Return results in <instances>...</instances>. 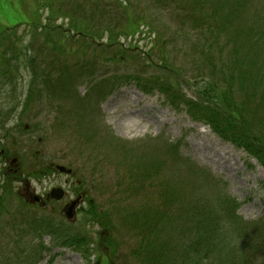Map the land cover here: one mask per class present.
<instances>
[{
  "label": "rangeland",
  "instance_id": "rangeland-1",
  "mask_svg": "<svg viewBox=\"0 0 264 264\" xmlns=\"http://www.w3.org/2000/svg\"><path fill=\"white\" fill-rule=\"evenodd\" d=\"M147 1L133 3V15L151 18L150 21H154L156 28H153L154 31L152 30L150 35L152 38L158 33L160 38L166 41L167 44L164 46L166 58H163V55H151L152 61L147 65L151 68H145L143 64H138L133 50L124 61L119 57H115V60H110L107 56L100 57L99 54L87 48L80 52V58L68 56L65 59L69 67L81 63L82 59H101L92 72H84L82 78L89 74L95 76L103 73H117L115 76L121 78L115 83L116 86L104 94L98 108L95 107L93 115H90V118L86 114L84 116L85 121H92L91 125L82 127L86 134L88 131L93 134L94 139L90 141L89 147L84 143L85 138L76 134L73 125L72 129L63 132L53 128V124L45 123L44 120L48 118L47 112L52 110V106L49 109L46 102L30 105L21 118L15 119L17 112H11L6 122V117L1 115L5 128L0 130V152H4L5 156H0V264H141L140 261L146 260L145 256L147 255L148 258L149 253L145 252L137 260V256L130 254L131 251L139 248V243L146 239L142 237L143 235H152V229L158 237L163 231H156L150 224L145 234L140 233L139 230H133L135 228L133 219L128 229L120 226L117 218L110 220L108 224L109 232H111L108 245L110 251L105 248L99 251L100 249L95 248L94 242L100 231L99 225L101 222L107 224V219L102 213L106 210L112 194L119 191L115 187L117 167L133 169L141 174L149 175L150 168H158L160 165V182L175 183L179 193L184 196L185 201L189 202L195 195H197L195 198H198L203 190L209 191L207 196L214 199L220 189L218 184L221 183L225 186L227 193L240 203L237 217L241 224L247 225L249 236L264 245V169L242 149L225 142L211 131L207 126L206 120L209 118L206 109H201L203 114H199L200 120L193 119L185 111V104L177 108L173 106L170 99H165L156 89L152 90L153 93L144 94L138 91L135 83L132 82L135 77L141 81L149 80L150 78L147 77L152 74L159 77L171 75L170 78H175L176 74H179V78L183 79L182 96L184 94L185 99L190 101L198 97L197 90L193 86L194 79H204V75L211 77V73L214 72L208 66L207 72L202 71L201 75L181 74V58L186 56L181 51V32L175 28L178 18L172 16L173 20H170L169 16L166 17L161 13L157 15V11H150L145 7ZM233 1L237 0H231L229 3ZM252 1L254 5L249 11L247 9L241 12L236 22L235 19L232 20L235 24L232 36L236 31L241 44L249 41L245 36L248 31L247 22L251 21V17L259 20L261 15H264V0ZM35 5L39 6L37 0H0V26L11 27L25 22L26 17L22 14V7L30 14L31 10L36 11ZM55 10L61 9L56 7ZM46 14H49L48 11ZM43 22L44 20L40 23L43 24ZM54 22L61 24L60 19ZM16 34L17 36L10 37L11 43L17 44L18 47L16 57L14 59L12 54L8 53L6 63L11 64L7 67L3 66L4 69L13 72L16 78L14 88L8 87V80L5 82L7 86L3 88V95L14 96L10 97V103H2L1 109L5 110L23 99L27 88L26 57L31 51L25 48L33 37V30L27 26H20ZM53 40H57V35H53ZM147 43H149L148 39L133 42L138 47L137 51L140 49L148 52L150 46ZM35 46L39 48V42H36ZM74 46V43H70L67 51L71 53ZM230 49L225 44L221 48L227 53ZM43 50L46 55L50 54L48 48ZM154 50L158 51L157 47L151 52L154 53ZM239 50L243 51L241 56L245 55L264 74V59L261 63L260 54L261 52L264 55V49L261 45L252 47L241 45ZM98 51L101 52L99 48ZM227 53L215 55L220 59L219 56ZM198 56L203 55L192 54L193 61H196L194 70L201 68ZM41 64L44 65V63ZM186 66L188 70V65ZM144 69H146L145 75L140 72ZM124 71L133 75L122 78L121 74ZM214 75L216 83L220 77L216 73ZM5 77L8 79L7 76ZM3 81L4 74H0V83ZM217 83L220 89H223L222 85ZM237 89L238 86H231L229 93L234 94ZM86 90L84 85H77L76 91L80 96H83ZM3 95H0V100ZM243 95L245 96L246 93L244 92ZM59 102L61 101L52 99L53 104ZM248 110L254 111V108L250 107ZM63 114L62 119H70L67 112ZM58 116H60L59 111L54 110V119ZM261 120L263 123L259 124ZM24 125L28 126L27 130L22 129ZM258 125L262 130L257 132L250 127V133L247 131L248 136L257 144L264 146V107L255 117L253 128ZM46 128L47 131L44 130ZM100 141L104 144L94 149L95 155H90V151H93ZM169 149L172 151L170 154ZM158 154L159 156L156 157ZM175 155L179 161L175 159ZM12 159H16L17 163L14 164L16 166L10 176L6 168ZM51 164L70 168L74 172L73 177L48 173L47 169ZM190 169L194 173L188 172ZM3 175H9V177L4 178ZM198 175L201 176L203 184L198 181L195 188L186 186L197 181ZM17 181L23 185L16 184ZM67 181H79L82 185L79 191L86 195V202L78 209L72 221L66 220L61 214L62 203L51 202L43 207L31 206L22 202L16 195L20 190L21 194H25L26 187L40 195L49 189V182L63 187ZM153 182L158 183V180ZM156 183L141 184L139 186L141 191L137 192L136 197L128 200L123 197L124 203L135 204L146 200L147 204L153 205L154 199L158 197V190L154 188ZM2 187L5 190L4 195ZM68 197L71 199L72 195ZM89 203L93 204L99 215L86 214L90 209ZM176 206L178 208L177 203ZM180 219L181 221L174 223V227L180 231L181 226L187 227L191 224L187 215H182ZM222 222H226L225 216L222 217ZM166 233L167 231L164 232L163 238ZM83 239H85L84 245L76 244ZM178 239L177 234L172 233L169 245L176 244L180 247L183 241H177ZM104 253L110 254L108 259L104 258ZM257 264H264V255L259 256Z\"/></svg>",
  "mask_w": 264,
  "mask_h": 264
},
{
  "label": "trees",
  "instance_id": "trees-1",
  "mask_svg": "<svg viewBox=\"0 0 264 264\" xmlns=\"http://www.w3.org/2000/svg\"><path fill=\"white\" fill-rule=\"evenodd\" d=\"M257 38L259 42L264 44V31L259 33L257 35ZM237 79L246 82L248 79V73L247 72L240 73ZM231 80H233V77L231 78ZM203 96H204L203 98H205L206 100H208L210 97L209 96L208 99L206 98L205 89L203 91ZM262 97H264V95ZM262 102L264 104L263 100ZM262 107L256 108L253 114L258 115ZM190 108L192 110H196L197 108H199V106H191ZM208 111L210 112L208 118H213V119L220 118L223 121H225V118L221 112L213 109H209ZM244 113L246 118L242 116H238L237 118L238 119L237 121L240 122L244 126V128L239 130L233 129V131L228 132V135H235L238 139L235 137L233 138L236 140V142L239 143V145H242L243 143L245 146H247L248 143H245V141L247 139V133L250 131V127H252L254 131L256 130L255 128H253L255 117L253 114L251 115L250 113L249 114H247L246 112ZM219 133L223 136L227 135V133H222V132ZM239 141L242 143H240ZM220 228L221 226L219 224L218 218L216 219L215 222L214 221L211 222V218L208 215H206L205 213L199 214L197 216L196 225H194L192 229V231L195 230L196 242L195 241L187 242V240H184L183 244H181L180 247L174 244V246L168 248L163 242H157V240L152 241V244H155L154 247H152V251L154 255L151 258V260H148V263L149 264H210L209 263L210 258L213 255H217L220 256L219 258H216V260L220 261L219 264H252L250 244L247 245L245 244L244 246H242L241 243L234 244L233 246L229 247L228 253L222 251V249L220 248V242L222 240L225 241V238L218 236V234L220 233ZM181 238H185V237L181 235ZM146 244L149 245L148 240ZM228 246L229 245L227 243L224 245L225 248H228ZM246 249L249 252L248 256ZM226 254H227V259H225Z\"/></svg>",
  "mask_w": 264,
  "mask_h": 264
},
{
  "label": "bare ground",
  "instance_id": "bare-ground-1",
  "mask_svg": "<svg viewBox=\"0 0 264 264\" xmlns=\"http://www.w3.org/2000/svg\"><path fill=\"white\" fill-rule=\"evenodd\" d=\"M202 157H204V156H202ZM211 161V160H210ZM213 162V161H212Z\"/></svg>",
  "mask_w": 264,
  "mask_h": 264
},
{
  "label": "water",
  "instance_id": "water-1",
  "mask_svg": "<svg viewBox=\"0 0 264 264\" xmlns=\"http://www.w3.org/2000/svg\"><path fill=\"white\" fill-rule=\"evenodd\" d=\"M60 171H62V170L60 169Z\"/></svg>",
  "mask_w": 264,
  "mask_h": 264
}]
</instances>
